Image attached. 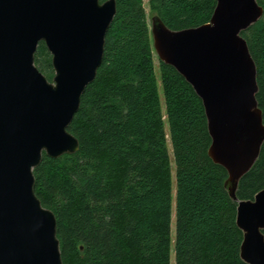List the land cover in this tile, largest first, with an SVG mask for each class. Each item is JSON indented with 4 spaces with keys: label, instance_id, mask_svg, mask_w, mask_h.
I'll return each mask as SVG.
<instances>
[{
    "label": "trees",
    "instance_id": "trees-1",
    "mask_svg": "<svg viewBox=\"0 0 264 264\" xmlns=\"http://www.w3.org/2000/svg\"><path fill=\"white\" fill-rule=\"evenodd\" d=\"M116 3L103 63L69 127L80 149L59 159L44 154L34 170L35 193L57 219L63 263L172 264L174 251L175 264H247L238 202L225 188L228 173L208 155L212 139L201 99L159 59L157 72L144 0ZM148 6L180 31L210 23L217 0H148ZM242 36L257 67L264 119V16ZM35 65L53 81L43 42ZM263 189L264 144L237 197L254 200Z\"/></svg>",
    "mask_w": 264,
    "mask_h": 264
},
{
    "label": "water",
    "instance_id": "water-1",
    "mask_svg": "<svg viewBox=\"0 0 264 264\" xmlns=\"http://www.w3.org/2000/svg\"><path fill=\"white\" fill-rule=\"evenodd\" d=\"M116 14V0H0V264H64L57 219L35 193L34 170L44 154L59 159L79 151L69 127L97 78ZM263 16L257 0H217L211 22L200 27L173 31L157 15L151 23L158 59L203 103L208 155L228 173L247 264H264V189L247 201L237 190L260 157L264 119L257 67L242 33ZM42 42L53 82L35 65Z\"/></svg>",
    "mask_w": 264,
    "mask_h": 264
},
{
    "label": "rangeland",
    "instance_id": "rangeland-1",
    "mask_svg": "<svg viewBox=\"0 0 264 264\" xmlns=\"http://www.w3.org/2000/svg\"><path fill=\"white\" fill-rule=\"evenodd\" d=\"M144 4H145V9H146V12H147V17H148V21H149V24L151 26V23H152V19L154 16H156V13H154L148 6V0H144ZM155 65H156V69H157V72H159V61H158V58L156 57V60H155ZM53 82V81H51ZM175 187V185H174ZM172 237H173V241H174V237H175V220L173 222V230H172ZM172 264H175V258H174V251H173V254H172Z\"/></svg>",
    "mask_w": 264,
    "mask_h": 264
}]
</instances>
